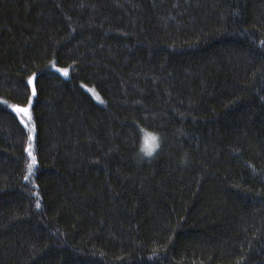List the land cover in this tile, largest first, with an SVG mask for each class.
Returning a JSON list of instances; mask_svg holds the SVG:
<instances>
[{
  "label": "trees",
  "instance_id": "16d2710c",
  "mask_svg": "<svg viewBox=\"0 0 264 264\" xmlns=\"http://www.w3.org/2000/svg\"><path fill=\"white\" fill-rule=\"evenodd\" d=\"M0 264H264V0H0Z\"/></svg>",
  "mask_w": 264,
  "mask_h": 264
},
{
  "label": "clouds",
  "instance_id": "9594fccd",
  "mask_svg": "<svg viewBox=\"0 0 264 264\" xmlns=\"http://www.w3.org/2000/svg\"><path fill=\"white\" fill-rule=\"evenodd\" d=\"M146 139L148 143H146ZM161 138L158 132L153 129H143L136 145V156L140 161L150 160L158 151Z\"/></svg>",
  "mask_w": 264,
  "mask_h": 264
},
{
  "label": "snow or ice",
  "instance_id": "6c2138e0",
  "mask_svg": "<svg viewBox=\"0 0 264 264\" xmlns=\"http://www.w3.org/2000/svg\"><path fill=\"white\" fill-rule=\"evenodd\" d=\"M64 71V74L67 75V71L66 70H62ZM33 84V80L32 77L28 78V85H32ZM33 93H35V89L33 88ZM99 100V96L96 97ZM29 102H31V97H29ZM12 108L17 112V113H25L26 115L28 114V108H18L15 105L12 106ZM23 123V121H21ZM25 127H28V124H25ZM31 129H29V134H28V139L31 140L32 139V135H31ZM146 143H148V140L146 139L145 141ZM29 155L32 156V153L29 152ZM36 163V158L35 156H32L31 161L28 163V172L31 173L33 170V165ZM28 177L26 176L25 179H27ZM37 207H39V203L37 204Z\"/></svg>",
  "mask_w": 264,
  "mask_h": 264
},
{
  "label": "rangeland",
  "instance_id": "374dc122",
  "mask_svg": "<svg viewBox=\"0 0 264 264\" xmlns=\"http://www.w3.org/2000/svg\"><path fill=\"white\" fill-rule=\"evenodd\" d=\"M57 70L60 72V73H64V71H62V70H66V69H63V68H60L59 67V69L57 68ZM33 80V79H32ZM86 89L90 92V94L92 95V97L95 99V100H97L98 101V99L96 98L97 96H99V94L95 91V90H93L92 88H90V87H86ZM99 100H100V96H99ZM23 108V107H22ZM29 114V113H28ZM26 115L25 113H23V112H21L20 113V115L21 116H23V117H28L29 115Z\"/></svg>",
  "mask_w": 264,
  "mask_h": 264
}]
</instances>
